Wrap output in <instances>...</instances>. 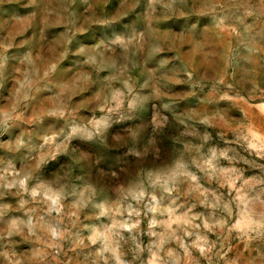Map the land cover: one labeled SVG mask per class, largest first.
<instances>
[{"label": "rangeland", "instance_id": "obj_1", "mask_svg": "<svg viewBox=\"0 0 264 264\" xmlns=\"http://www.w3.org/2000/svg\"><path fill=\"white\" fill-rule=\"evenodd\" d=\"M129 93L190 111L176 114L170 163L106 183L76 145L105 169L122 165L120 153L76 138ZM184 170L197 180L169 194L166 181ZM229 192L264 199V0H0V214L72 237L42 254L23 245L37 264H84L85 237L118 244L128 264H160L177 249L171 231L197 214L212 221L202 201ZM231 247L228 259L244 264V245Z\"/></svg>", "mask_w": 264, "mask_h": 264}, {"label": "clouds", "instance_id": "obj_2", "mask_svg": "<svg viewBox=\"0 0 264 264\" xmlns=\"http://www.w3.org/2000/svg\"><path fill=\"white\" fill-rule=\"evenodd\" d=\"M187 111L190 109L181 107V104L171 97L165 100L147 93L135 95L129 93L120 103H106L101 109L103 124L97 127L95 121L89 122L86 126L91 135L77 137L76 141L97 143L106 150L120 153L118 159L123 163L119 167L105 169L101 166L102 157L94 158L93 154L76 145L88 155L91 163L94 159L96 171L94 173L91 171L90 176L102 175L106 183L115 184L125 181L130 173H135L141 168L153 169L170 163L175 150L179 147L175 138L181 131L177 127L176 114ZM149 112V118L142 119L143 114ZM160 120L166 123L160 126L157 123ZM206 120L207 117L200 122L204 123ZM217 136L224 139L220 133H217ZM207 138L210 147H217L212 143L211 133L207 134ZM63 163V161L58 162L57 166H62ZM201 171L219 178L217 173L210 172L206 167H201ZM187 180L196 181L197 176L187 170L178 171L166 181L173 187L165 190L171 194ZM72 182H75V177L72 178ZM146 183L151 188L157 187L151 181ZM201 195L205 193L202 191ZM36 196L37 194L34 193V199ZM202 202L214 219L205 221L203 215L197 214L189 218L187 227L183 223L178 224L168 236V240L175 242L177 249H170L160 258V264H180L181 259L190 261L191 264H199V257H203L206 264H237V261L228 259V252L232 250V239L244 245V252L248 254L244 264H264V199L260 196L242 199L240 194L233 196L232 192H229L226 196L221 193L216 200L208 201L205 198ZM37 203H45L42 195ZM62 212L61 206L57 215H61ZM47 215L50 216L51 213L48 212ZM70 215L75 216L76 213L72 212ZM11 219L9 217L6 220L0 214V225H8V227H0V264H37L39 258L32 256L29 249L23 248V245H29L30 248L38 247L42 254L54 243L72 239L67 230L61 232L46 223H42L37 228L33 225L31 217L27 222L13 221L9 225ZM196 219L201 220L202 223H194ZM177 231L182 235H177ZM209 234L216 235L217 239L210 240ZM189 238L191 242L187 243ZM76 247L81 249L80 254L84 256V264H128L116 250L118 244H108L103 240L85 237L76 241ZM194 253L198 254V257H194ZM135 259L133 257V264Z\"/></svg>", "mask_w": 264, "mask_h": 264}]
</instances>
